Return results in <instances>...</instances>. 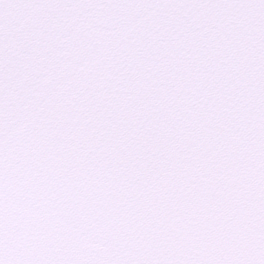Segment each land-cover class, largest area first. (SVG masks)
Instances as JSON below:
<instances>
[{
	"label": "snow or ice",
	"instance_id": "snow-or-ice-1",
	"mask_svg": "<svg viewBox=\"0 0 264 264\" xmlns=\"http://www.w3.org/2000/svg\"><path fill=\"white\" fill-rule=\"evenodd\" d=\"M0 264H264V0H0Z\"/></svg>",
	"mask_w": 264,
	"mask_h": 264
}]
</instances>
